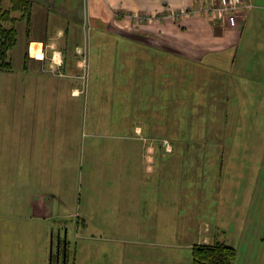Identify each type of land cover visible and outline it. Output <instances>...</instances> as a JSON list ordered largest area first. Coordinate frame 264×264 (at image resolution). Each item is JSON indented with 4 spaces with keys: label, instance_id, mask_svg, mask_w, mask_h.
<instances>
[{
    "label": "rangeland",
    "instance_id": "obj_1",
    "mask_svg": "<svg viewBox=\"0 0 264 264\" xmlns=\"http://www.w3.org/2000/svg\"><path fill=\"white\" fill-rule=\"evenodd\" d=\"M69 1L73 8L78 4ZM8 2L0 0V9ZM80 2L82 16L84 0ZM254 2L256 8L263 5ZM54 6L36 15L31 27L26 20L17 22L12 69L0 70V264H51V253L53 264H58V243L66 231L76 264H105L100 261L105 248H119L127 264L140 255L152 261L162 256L159 263L165 257L168 264L171 252L177 264H193V246L208 236L236 249L234 264H264L263 51L257 50L254 61L262 66L261 73L238 75L247 80L239 78L237 95L224 93L229 85L219 89L214 83L220 94L215 107L223 111L224 121L210 123L207 115L205 122L214 131H206L203 116L211 101L194 103L196 84L190 85L186 97L183 92L177 96L180 90L172 98L168 92L160 94L158 114H152L151 100L146 105L147 98L134 96L136 74L121 70L118 76L106 75L112 89L98 88L94 79L103 76L101 60L111 68L95 50L103 28L82 18L70 20ZM47 14L55 20H49L44 32L57 37L63 30L90 47L89 76L79 80L80 95H73L48 64L31 59L40 52L33 53L38 45L29 44L28 38H40L38 29ZM136 27L128 22L117 30L137 33ZM261 38L253 39L254 47ZM65 46L72 63L73 47L68 42ZM240 59L242 55L237 67ZM112 77L116 80L110 82ZM165 81L167 77L160 75V83ZM173 119L177 135L167 128ZM165 141L170 147L216 149L194 155L195 161H203L193 166L183 158L171 163L161 158L170 156ZM124 147H133L136 154L123 153ZM144 147L159 152L152 155L153 172L141 167L125 175L127 158L138 161ZM147 175L157 179L153 185H124V180ZM135 198L143 210L131 217L127 210L134 208ZM148 203L150 214L144 208Z\"/></svg>",
    "mask_w": 264,
    "mask_h": 264
},
{
    "label": "crops",
    "instance_id": "obj_2",
    "mask_svg": "<svg viewBox=\"0 0 264 264\" xmlns=\"http://www.w3.org/2000/svg\"><path fill=\"white\" fill-rule=\"evenodd\" d=\"M33 1L36 3V6L33 10V21L30 27L33 26L37 16L42 12L46 14L45 8L55 5L54 7L57 12L67 16L70 20H75L76 17L77 19L82 18L85 22L88 21L99 28H103V34L98 36V44L95 46V50L97 53L102 54L104 59L106 58L105 60L111 68H106L104 64L100 65L104 69L103 76L94 79L98 84V88L102 90L112 89V86L105 79L106 75L113 74L114 76H118L119 73L117 71L121 70H123V73L135 71L137 84L136 88H134V96L147 98L146 105L151 100L152 114L154 112L158 114L160 109V75H165L167 81H169L167 83V92L171 91V95H168L169 98H172L173 92L174 97H176L178 90H180L177 95L178 97L182 95V92L183 97H186L190 85L192 83L196 84L198 90L194 92V97H196L194 103H200L202 100L205 103V98L211 101L210 110H207L205 117L203 116V121L205 122L208 115L210 123L221 124L224 121V113L221 109L218 110L215 107L216 102L214 100L220 94L216 91L217 88L213 86L214 83H216L219 89L229 85L224 89V93L226 94L230 90L237 95V92L241 89L239 78L247 80L244 77L238 78V75L248 74L247 72H249L248 75H255L257 72L261 73L262 66L259 67V63L254 61L259 57L257 50L263 51L261 55L264 57V0H256L259 3L262 2L263 5H258L259 8H256V6L252 11L246 12L241 18L239 25L235 28L228 27L227 25L224 26L215 18L203 14L184 17L181 20L155 19L146 23L128 20V18L122 20L116 16L118 13H129L158 17L172 11H182L188 6L198 7L201 0H84L85 9L82 16L81 7L78 6L81 3L80 0H78L75 8L72 7L73 5L70 4L69 0H55L56 3H53V0ZM252 1L255 5V0ZM10 9L11 1L9 0L3 10L9 11ZM13 16H18L17 18L21 17L17 13H14ZM49 20L55 19L47 14L45 21L42 20L41 28L38 29L41 32L40 38H28L29 44L35 43L38 45L34 48L35 51H33V44L30 46L33 53L40 52V54L38 53L39 56L30 57L31 59L40 61L41 66L48 64L51 69L53 53L55 51L60 52L64 60L60 72H65V76L60 77L56 75L61 80L66 81L65 86L71 89L73 95H77V87L79 80H81L77 49L82 47L81 43L73 40V37L70 34L67 35L63 30L59 31L57 37L53 33L51 34L50 31L44 32L43 27L51 25ZM128 22L137 26L135 29L138 31L137 33H123L120 30L122 25ZM12 25L8 23L7 27L10 28ZM117 28L120 29L117 30ZM261 35L262 38L259 40L260 45L254 47L253 39ZM66 42L73 46L70 51L71 57L75 58V60L72 63H69V60H67L68 56L65 50H63L66 47ZM107 51H109V55H106ZM240 55H242L243 60L240 59L238 61L240 67H237L236 61ZM101 67L98 68L101 69ZM53 77L55 78V76ZM175 77L179 79L175 80ZM115 80L116 77L110 78V82ZM213 90L214 96L212 95ZM162 95L164 96L163 92ZM225 96L220 101H225ZM204 137L206 138L207 135ZM214 149H216L215 146L207 145L173 146L171 147V151H166L170 156L166 157L164 155L161 158L168 159L171 163H176L183 158L185 163L193 166L194 162L199 164L203 161L201 157H198L197 161H195L194 155L210 153ZM155 150L145 147L141 148L139 157L137 158L138 161L136 162H134L133 157L129 156L124 168V174L132 175V170L138 172L141 167H144L146 172H153L154 166H151L154 165L155 158L152 155ZM123 153L136 154L133 147H124ZM155 153L159 152L156 151ZM156 180L155 177L147 175V177L124 180V185L140 187L146 182H150L153 185ZM139 192L142 194V189ZM132 205L134 208L128 209L127 213L131 217H136L139 215V211L143 210V205L138 198L132 200ZM144 208L150 214L151 204L148 203ZM213 242V239L208 236L196 245L211 244ZM143 244L145 243L140 242L141 246ZM166 246L171 249L177 248L175 244H167ZM116 249L120 250L119 248H115L109 252L105 248L103 259L100 261L105 264H127L128 257ZM161 257L157 256V260L152 261L140 255V257L135 258L136 263L131 262L130 264H150L148 261H152L153 264H167L164 262L166 260L165 257H163L162 263H159ZM168 261V264H177L176 253L171 252Z\"/></svg>",
    "mask_w": 264,
    "mask_h": 264
},
{
    "label": "trees",
    "instance_id": "obj_3",
    "mask_svg": "<svg viewBox=\"0 0 264 264\" xmlns=\"http://www.w3.org/2000/svg\"><path fill=\"white\" fill-rule=\"evenodd\" d=\"M10 1H11V9L9 11H4L2 8L0 9V70L1 71H10L12 69V61H11L10 53L17 46L18 43L19 33L16 27L17 22L26 20L30 27L33 21L32 20L33 10L35 9L36 6V3L33 0H10ZM14 13L20 14L21 17L20 18L14 17L13 16ZM8 23L13 25L10 28H8L7 27ZM66 34L69 35L67 32ZM102 64L104 63L101 60L100 65L102 66ZM131 73L135 75V71ZM135 79L137 80V75ZM176 79L179 78L175 77V80ZM168 82L169 81L160 83V89L161 92H163L164 96L167 95ZM194 90H198V88H195ZM168 95H171V91H169ZM156 121L159 122L158 120ZM181 123H184V120H182ZM167 124H168L167 128L170 127L168 131H170L171 133L173 130L174 133L178 132L175 128L177 126V123L174 122V119L173 122H168ZM160 125L157 124L156 127H159ZM183 127H185V125H183ZM209 128H212V130L214 129L213 127H209V125L206 124L205 129L207 130ZM172 136L175 137L174 134ZM62 245H64V240L63 241L61 240V246ZM66 251H67L66 264H75L76 258H74V253L71 251V242L69 240L67 241ZM61 252H62V257L64 259L63 248ZM236 257H237V251L235 248L228 246L224 243H221L219 241H215L211 244L195 245L192 248L193 264H234Z\"/></svg>",
    "mask_w": 264,
    "mask_h": 264
},
{
    "label": "built area",
    "instance_id": "obj_4",
    "mask_svg": "<svg viewBox=\"0 0 264 264\" xmlns=\"http://www.w3.org/2000/svg\"><path fill=\"white\" fill-rule=\"evenodd\" d=\"M255 8L252 0H201L198 7L188 6L182 11H172L170 13L154 17L138 14L122 13L117 14L118 19L136 20L139 22H151L155 19H176L181 20L184 17L195 16V15H206L215 18L217 21L221 22L224 26L235 28L239 25L241 18L246 12L252 11ZM88 31V30H87ZM77 54L79 56V67L82 69V75L80 79L86 80L89 76L90 70V47L86 44L85 46L77 49ZM81 58V60H80ZM64 60L62 54L58 51L53 53L51 59V70L53 73L62 77L65 73L60 72V68ZM77 95H80L78 90ZM167 150L171 151V147L168 141H165Z\"/></svg>",
    "mask_w": 264,
    "mask_h": 264
},
{
    "label": "water",
    "instance_id": "obj_5",
    "mask_svg": "<svg viewBox=\"0 0 264 264\" xmlns=\"http://www.w3.org/2000/svg\"><path fill=\"white\" fill-rule=\"evenodd\" d=\"M66 235H67V231H66ZM65 235L64 238V246H65V251H64V259H63V264H66V255H67V251H66V247H67V236ZM60 250H61V239L59 240L58 243V256H57V260H58V264H60ZM51 264H53V255L51 253Z\"/></svg>",
    "mask_w": 264,
    "mask_h": 264
},
{
    "label": "flooded vegetation",
    "instance_id": "obj_6",
    "mask_svg": "<svg viewBox=\"0 0 264 264\" xmlns=\"http://www.w3.org/2000/svg\"><path fill=\"white\" fill-rule=\"evenodd\" d=\"M62 241L64 240V237L61 239ZM62 248H63V250L65 251V246L64 245H62L61 246V250H60V261H61V258H62V264H63V257H62ZM64 254V253H63Z\"/></svg>",
    "mask_w": 264,
    "mask_h": 264
}]
</instances>
